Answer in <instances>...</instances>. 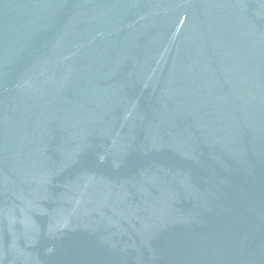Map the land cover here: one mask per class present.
<instances>
[{
    "label": "water",
    "instance_id": "obj_1",
    "mask_svg": "<svg viewBox=\"0 0 264 264\" xmlns=\"http://www.w3.org/2000/svg\"><path fill=\"white\" fill-rule=\"evenodd\" d=\"M0 264H264V0H0Z\"/></svg>",
    "mask_w": 264,
    "mask_h": 264
}]
</instances>
